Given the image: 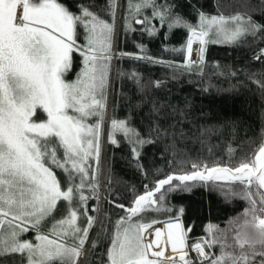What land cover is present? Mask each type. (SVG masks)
Listing matches in <instances>:
<instances>
[{"label":"snow or ice","instance_id":"snow-or-ice-1","mask_svg":"<svg viewBox=\"0 0 264 264\" xmlns=\"http://www.w3.org/2000/svg\"><path fill=\"white\" fill-rule=\"evenodd\" d=\"M245 7V13L224 16L191 3L188 14L196 18L193 23L184 14L181 0H127L125 4L108 0L103 6L83 0H0V264H81V260L84 264H174L163 248L150 251L153 245L159 246L162 229L155 228V240L146 237L145 230L151 231L157 223L156 214L172 210L167 203L171 192L191 191V184L217 180L239 182V187L221 191L226 198L242 197L246 202L242 212L224 221L223 228L209 221L204 228L206 238L190 245L196 257L189 258L183 250L188 247V233L181 224V206L175 217H165V243L178 252L181 264H264V138L253 159L241 160L237 166L193 163L190 170L167 173L157 168L152 175L160 178L144 184L143 192L132 186L126 203L109 201L123 212L114 224L107 214L103 218L89 214L99 211L102 113L110 84L117 10L125 35L136 30L133 22L142 24L140 30L149 36L166 27L165 39L173 29H185L187 37L180 48L186 49L183 64L188 67L197 63L189 59L193 41L199 42L198 61H203L210 36L217 43L239 44L250 35L256 45L252 59L261 64L259 69L233 70L219 62L216 67H223L220 74L230 77L242 72L247 83L237 79L230 87L255 85L264 104V47L257 43H264V0H249ZM251 13H259L261 20ZM138 16L142 19L137 20ZM138 47L143 51L145 46ZM121 55L159 64L179 63L140 53ZM73 72L75 78L69 79ZM128 75L140 91L133 107L147 109L140 117L144 130L128 116L114 117L108 139L119 145L115 134H123L143 179L149 180V169L141 163L145 146L160 145V158L166 159L170 150L175 156L178 142L190 136L204 143L210 133L223 132L228 125L234 133L236 121L198 123L211 118L192 115L191 97H153L140 73L131 70ZM152 83L155 87L162 84ZM93 199L96 203L90 209ZM97 222L98 231L90 237ZM30 232L34 238L25 239ZM213 246L218 251L205 250ZM17 254L18 260L14 259Z\"/></svg>","mask_w":264,"mask_h":264},{"label":"trees","instance_id":"trees-1","mask_svg":"<svg viewBox=\"0 0 264 264\" xmlns=\"http://www.w3.org/2000/svg\"><path fill=\"white\" fill-rule=\"evenodd\" d=\"M80 2L81 0H76V3ZM83 2L103 6L107 5L108 0H83ZM126 2L127 0H118L120 4ZM181 2L184 5V14L195 23L196 18L188 14L191 3H199L206 12L212 15L222 13L224 16H229L236 12L245 13L247 11L245 5L249 3V0H181ZM251 14L256 20H261L259 13ZM104 18L108 19L107 16ZM136 19L140 20L142 17L138 16ZM152 23L160 27L158 21L154 20ZM132 28L136 30H130L125 35L121 12L118 9L116 37L112 51L117 52L119 57L116 61L111 60L107 105L101 126V155L98 172L99 211L98 213L89 212L90 215L100 218L107 214L113 224L118 215H122L123 212L109 201L116 200L117 203H126L131 199L132 186H135L138 192H143L144 184L160 178L152 175L157 168L161 173H167L173 170H190L193 163H207L209 167L217 162L228 164L229 167L237 166L241 160L253 159V153L258 150L257 146L264 138V131H262L264 130V104L261 102L255 85L234 90L230 85L235 84L237 79L247 83L244 74L241 72L237 77L221 75L223 67L220 69L216 67V62H219L221 66L230 65L233 70L245 67L250 70L259 69L261 64L252 59L253 50L256 47L252 43L253 37L249 35L239 44H228L217 43L211 40L210 36L205 46L204 60L188 67L183 64L186 49L180 48L187 37L185 29H173L165 39L166 27L161 28L158 34L152 36L140 30L143 28L142 24L133 22ZM257 43L259 47H264V43H259V41ZM139 45L145 46L143 51L138 47ZM121 53H140L141 56L179 63H152L144 59L137 60L134 56L121 55ZM131 70L141 74L148 92L153 97L164 99L168 96H189L193 101L192 115L211 118L198 121V123L236 121L234 133L229 131L231 125H228L223 132L210 133L204 143H201L202 138L190 136L178 142L175 156L170 150L166 159L160 158V145L145 146L141 163L149 169V180L143 179L142 171L133 165L129 146L124 141L123 134H115L116 139L120 141L119 145L113 144L108 139L112 118L124 119L128 116L132 123L140 128V117L147 111L146 108L133 107L134 102L140 99V91L128 75ZM68 78L74 79L75 73L73 72ZM155 81H161L162 84L155 87L152 83ZM90 122H92L91 118ZM140 130L144 129L140 128ZM233 185L240 186L239 182L217 180L191 184V191L171 192L167 197V203L172 210L156 214L154 218L162 220L165 217H175L182 206L184 211L180 213V219L190 231L191 237L193 239L206 238L204 228L209 221L223 228L224 221L241 213L246 206L242 197L226 198L224 192L221 191V188L230 189ZM256 187V185L253 186V191ZM109 192H111L110 196ZM93 203H96L94 199L89 201L90 209ZM60 207L62 209L63 205ZM59 216L58 211L56 218ZM80 219L78 217V223ZM108 224L109 221H106V226ZM98 228L99 222L90 229V237H95ZM165 228L167 229V223ZM34 236L35 233L30 232L25 234L24 238H34ZM90 246V241L86 242L85 250ZM183 250L185 251L186 248ZM210 250L211 252L218 251V247L213 246ZM96 251H100L99 247ZM164 255L167 253L164 252ZM191 256L196 257L193 252ZM14 259L18 260L19 254ZM81 264H84L83 260Z\"/></svg>","mask_w":264,"mask_h":264},{"label":"rangeland","instance_id":"rangeland-1","mask_svg":"<svg viewBox=\"0 0 264 264\" xmlns=\"http://www.w3.org/2000/svg\"><path fill=\"white\" fill-rule=\"evenodd\" d=\"M209 40H210V39H209ZM211 40L216 41V37H215V36H211ZM192 52H193V45H192ZM192 52H191V55H192V56L190 55L189 59H190L191 61H194V60H193V53H192ZM118 57H119V54H118L117 52H115V51H112V60H115V61H116V59H117ZM200 62H202V61H199V62H197V63H195V64H198V63H200ZM192 65H193V64H192ZM110 67H111V64H110ZM106 105H107V99H106ZM41 111H42V110H39V109H38V112H41ZM104 112H105V110L103 111L102 115L104 114ZM89 122H90V120H89ZM100 143H101V141H100ZM221 181H224V180H221ZM156 221H157L158 224L153 225L152 228H151V231H149V230H147V229L145 230V236H146V237H147V236H151V238H152L153 240H155V239H157L156 232H155V228H156V227H159V228L162 229V233H161V236H160V238H159V246H157V245H153V247H152V249H151L150 251H151V252H155V251L160 250V248H163V251H164V252H166V249H167V251L169 250V252L172 253L173 250H172V247H171V245H170V242L165 243V241H166V239H167V229L165 228V224H166L167 222H166L165 219H162V220H156ZM159 222H162V223H159ZM181 222H182L184 228H185L186 230H188L187 227L184 225V223H183L182 220H181ZM189 232H190V231H189ZM189 234H190V233H189ZM196 242H197V239H193V238L191 237V234H190L189 237H188V239H187V244H186V245H188V250H187V247H185V248H186L185 252L189 253V258H192V256H191V252H193L195 255H197L196 252H195V250H193V249L190 248V245L193 244V243H196ZM205 250L211 252L210 248H206ZM165 256H168V255H165ZM171 257H172L173 260H174V264H181V261L179 260V255H178V256H177V255H176V256H171Z\"/></svg>","mask_w":264,"mask_h":264},{"label":"bare ground","instance_id":"bare-ground-1","mask_svg":"<svg viewBox=\"0 0 264 264\" xmlns=\"http://www.w3.org/2000/svg\"><path fill=\"white\" fill-rule=\"evenodd\" d=\"M199 47H200L199 42L198 41H193V52H192L193 53V60L197 61V62H199L198 61V49H199ZM159 223H162V222H159ZM182 226H183V224H182ZM187 250H188V247H187Z\"/></svg>","mask_w":264,"mask_h":264},{"label":"crops","instance_id":"crops-1","mask_svg":"<svg viewBox=\"0 0 264 264\" xmlns=\"http://www.w3.org/2000/svg\"><path fill=\"white\" fill-rule=\"evenodd\" d=\"M166 253L169 257L178 255V252L177 253H174V252L170 253L169 250L167 251V249H166Z\"/></svg>","mask_w":264,"mask_h":264},{"label":"water","instance_id":"water-1","mask_svg":"<svg viewBox=\"0 0 264 264\" xmlns=\"http://www.w3.org/2000/svg\"><path fill=\"white\" fill-rule=\"evenodd\" d=\"M181 220H182V219H181ZM156 224H158V223H156ZM187 233H188V237H189V235H190V234H189V233H190L189 230H187Z\"/></svg>","mask_w":264,"mask_h":264},{"label":"flooded vegetation","instance_id":"flooded-vegetation-1","mask_svg":"<svg viewBox=\"0 0 264 264\" xmlns=\"http://www.w3.org/2000/svg\"><path fill=\"white\" fill-rule=\"evenodd\" d=\"M186 244H187V240H186Z\"/></svg>","mask_w":264,"mask_h":264},{"label":"built area","instance_id":"built-area-1","mask_svg":"<svg viewBox=\"0 0 264 264\" xmlns=\"http://www.w3.org/2000/svg\"><path fill=\"white\" fill-rule=\"evenodd\" d=\"M87 251V250H86Z\"/></svg>","mask_w":264,"mask_h":264}]
</instances>
